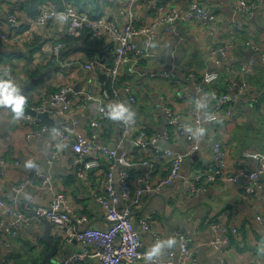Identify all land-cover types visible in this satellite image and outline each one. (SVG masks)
Wrapping results in <instances>:
<instances>
[{
  "label": "crops",
  "instance_id": "0c3cea01",
  "mask_svg": "<svg viewBox=\"0 0 264 264\" xmlns=\"http://www.w3.org/2000/svg\"><path fill=\"white\" fill-rule=\"evenodd\" d=\"M157 1L143 0L140 12L144 19L154 15V6ZM165 1L175 4L180 11H184L190 0ZM199 1L214 14L212 32H208L202 24L193 20L184 21L179 18L175 21V29L170 34L165 35L160 42L154 39L149 41L145 53L128 60L121 71L117 84L121 85L126 81L131 84V93L135 99L130 101L123 89L121 97L131 110L134 122L143 125L147 131L160 135L166 130L169 131L171 138L164 143L174 149L185 148V128L178 132L177 128L168 125L163 105L173 103L182 114L181 123L192 115L196 106L191 99L177 100V94L181 91L180 86L167 78H161L159 72L164 70L174 71L177 77L186 83L189 92L194 91V81L189 78L188 72L192 71L202 76L213 69L222 70L225 77L220 84L223 88H219V74L210 85L214 97L211 100L200 97L201 112H208L214 98L220 94L219 91L226 90L228 83L233 81L240 83L246 80L249 89L258 96L260 93V96L257 102L251 103L248 100L250 90H242L233 99L232 112L228 119L222 122L206 121L200 144L196 152L183 162L180 176L171 184L165 185L157 195L144 192L140 202L132 209L131 217L138 223L139 218L152 212L150 228L142 232L147 252L159 245L158 251L152 254L165 250L166 242H175L176 232L182 230L189 237V243L194 249L199 264H264V227L256 219L257 214L264 213L263 180H260V186H254V182L248 178H240L237 181L215 178L205 181L204 188L194 194L187 196L182 192V177L196 175L208 169L211 145L216 139L221 140L226 148L228 166L231 171H236L244 165L241 153L245 148H250L248 146L259 154L264 152V61H258L256 68L249 74L244 75L239 70V65L255 54L254 44L260 45L264 50V30L258 29L248 21L244 22L242 29L234 26V23L242 20L243 17L234 6L235 0ZM65 3H71L79 11L93 16L105 15L118 24L124 21L119 8L123 6L125 0H0V20H2L0 27L8 28L7 14L14 12L21 21L20 28L28 30L34 39L30 45L22 49L23 51L0 46V71L2 69V73L13 84L20 87L36 70H32L29 64L22 63V58L18 55L26 53L30 57L37 44L48 48L53 41L65 36L64 29L57 24L31 26L29 16L35 15V12L38 13L44 4L57 6ZM258 3L255 17L261 25H264V0H258ZM253 33L258 35V41L250 38ZM34 42L36 45L33 44ZM144 43L141 42V44ZM216 44L228 46V54L225 58H221L219 63H214L210 58V50ZM15 50L20 52H14ZM75 52L86 56L84 58L92 55L111 58L113 47L104 41L93 42L86 33H83L77 39L76 45L69 44L62 50L61 55L63 57ZM78 62L72 61L67 67L68 75L61 77L54 71L40 80L36 84V90L27 93L24 107L41 103L50 106L49 101L51 95L57 90L58 82L67 81L72 86L68 96L72 102L68 121L78 120L80 122L77 125L78 130L86 132L87 126L84 122L94 113L99 84L95 72L83 68ZM152 73L153 76H151ZM75 96L77 97L74 98ZM24 113H26L24 108L22 112L17 113L11 107L0 105V136L4 156L9 161L15 158L19 160L18 165H11L1 176L0 195L9 193L12 196V184L18 182L31 166L38 162L45 171L50 173V183L41 188H30L25 195L26 200L20 203L12 199L13 202L25 208L31 196L33 200L47 202L54 191L62 190L68 196L70 203L89 217V223L101 228L107 227L105 212L94 197V189L99 183L101 174L94 170L92 174L90 173L88 181L81 182L75 175L70 144L66 145L62 158L54 166H47L44 162V150L53 137L52 131L48 127L45 132L36 133L28 140L26 135L29 129L23 122ZM53 115L56 116L50 110L49 116L54 117ZM109 127L112 131L107 133L105 129ZM116 134L117 130L107 120L102 119V128L97 140L109 144L115 140ZM256 162L257 160L254 159L247 164L254 168ZM166 171L167 164L162 161L157 162L152 168L135 163L129 168L131 186L135 189L136 186L144 185L146 180L155 182L159 177L164 176ZM248 186H253L254 192H249ZM6 220V214L0 212V226ZM213 224L218 225L217 231L213 229ZM46 226L47 222L43 221L35 228L21 227L19 233L13 238L7 257L4 256L0 245V264H13L12 252L20 253L24 257L28 247L22 245V240L35 242L37 234L43 238ZM221 227L228 228L227 233L231 242L227 247L218 250L212 247L209 241L215 236L224 235L225 232L221 230ZM233 227L238 229L237 233L232 232ZM49 231L50 236L56 235L53 233L52 225ZM60 245L61 258H56L59 261H62L65 253L67 254L70 249L79 246L75 241L63 242ZM40 247L43 248V245L41 244ZM91 261L85 258L81 264H91ZM134 264L147 263L142 261Z\"/></svg>",
  "mask_w": 264,
  "mask_h": 264
},
{
  "label": "built area",
  "instance_id": "2783aa9c",
  "mask_svg": "<svg viewBox=\"0 0 264 264\" xmlns=\"http://www.w3.org/2000/svg\"><path fill=\"white\" fill-rule=\"evenodd\" d=\"M142 3L143 0H125L123 6L119 8L120 15L124 18L122 24L105 15L93 16L79 11L71 3L57 6L44 4L38 13L29 16L31 26L57 24L64 29L65 37L79 38L86 33L90 40H102L113 46L111 58L102 59L97 55L84 58L86 56L78 52L62 57L61 50L66 46L64 38L53 41L48 47L49 53L42 50V46L33 52L34 61L39 64L38 66L54 64L56 65L54 71L61 77L68 75L67 67L72 61H79L83 68L95 72L99 84L98 99L94 113L84 122L87 126L86 132L78 130L77 125L80 124L78 120L68 121L72 107L68 96L72 86L67 81L58 82L57 90L51 95L50 106L45 103L29 104L36 112L48 111L50 115L52 110L57 116H51L55 119L53 126H49L40 116L31 115L26 111L23 114L24 125L29 129L26 135L28 140L36 133L45 132L48 127L52 131L53 137L44 150V162L47 166H54L62 158L66 145L70 144L75 175L81 182L88 181L90 171L97 170V173L101 174L99 183L94 189V197L104 210L108 225L101 228L89 223V217L78 211L62 190L54 191L47 202L33 200L31 196L25 208L13 202L12 199L19 201V198L23 197V200H26L25 195L30 188H41L50 183V173L45 171L40 163L35 162L25 176L12 184V196L9 193L0 195V212L7 216V220L0 226V245L5 257L9 255L13 238L21 227L35 228L38 223L46 221L52 225L53 233L60 238V244L74 241L79 244L78 247L65 253L63 264H81L85 258L92 260L91 264H134L142 261L147 264H199L194 249L189 243V237L182 230L176 232L175 242H166L165 250L149 256V252L145 250L142 232L149 230L152 212L139 218L136 223L131 217L132 209L140 202L144 192L157 195L165 185L171 184L180 176L183 162L196 152L200 144L204 123L212 120L222 122L228 119L232 112L234 97L242 90L249 89V85L246 80L240 83L235 81L228 83L226 90L214 98L210 105L211 109L208 112H201L200 97L203 96L208 100L214 97L206 85L218 78L219 71L213 69L202 76L192 71L188 72L189 78L194 81L193 92L187 91L186 83L181 81L174 71H160L161 78H167L180 86L181 91L177 94V100L191 99L196 106L192 115L181 123L182 114L174 104L163 105L168 125L177 128L178 132L185 128L186 145L183 149H174L164 143L171 138L169 131L166 130L160 135L149 132L143 125L134 122L131 110L121 97L123 89L130 101L135 99L131 93V84L128 81L121 85L117 84L126 62L144 54L148 42L152 39L160 42L165 35L170 34L175 29V21L179 18L202 24L208 32H212L215 18L210 9L199 0H190L184 11H180L178 6L171 2L158 0L154 6V15L144 19L140 12ZM234 6L244 18L248 19L256 14L259 3L258 0H235ZM6 20L8 28L0 27V44L22 50L30 42L31 33L20 28L21 21L14 12L8 13ZM244 22L246 20H239L234 26L242 29ZM141 42L145 43L141 44ZM254 50L255 54L239 65V70L244 75L251 73L258 61H264V50L260 45L254 44ZM227 54L226 44H216L210 50V58L214 63H219ZM153 75L152 73L151 76ZM5 78L0 72V79ZM259 96L250 90L248 100L255 103ZM121 104L127 111L120 116H112L114 106ZM102 119L107 120L117 130L114 148L108 146V143L97 140L102 128ZM241 156L244 165L236 171H229L226 148L221 140H214L208 169L196 175L182 177L183 194L188 196L198 192L204 188L205 181L213 180L217 176L229 181H237L239 177L249 178L256 182L257 185L254 183V186H260V180L264 181V152L259 154L254 149H244ZM102 159L109 162L108 168L104 171L101 169ZM254 159L259 161V165L251 168L247 162ZM160 161L167 164L165 175L155 182L146 180L144 185L133 189L129 168L135 163L152 168ZM117 162L120 168L119 175L115 178L113 169ZM18 164L17 158L9 161L4 156L0 136V178L11 165ZM247 189L249 192H254L255 188L248 186ZM256 219L264 227V213L257 214ZM221 228L225 232L224 235L215 236L209 241V244L218 250L227 247L231 242L227 233L228 228ZM213 229L217 231L218 225L213 224ZM232 232L237 233L238 229L233 227Z\"/></svg>",
  "mask_w": 264,
  "mask_h": 264
},
{
  "label": "trees",
  "instance_id": "16d2710c",
  "mask_svg": "<svg viewBox=\"0 0 264 264\" xmlns=\"http://www.w3.org/2000/svg\"><path fill=\"white\" fill-rule=\"evenodd\" d=\"M36 13V12H35ZM90 14V13H89ZM242 20H246V18H244V17H242ZM62 38H64L65 40H66V44L67 45H69V44H74V45H76V43H77V39L78 38H69V37H62ZM34 41V39L32 40V42ZM93 42H98V40H92ZM102 41V40H101ZM34 45H36V43L34 42L33 43ZM111 44V43H110ZM27 45H30V44H27ZM112 45V44H111ZM0 46H3V45H1L0 44ZM113 47V46H112ZM40 48V46H39V44H37L36 46H35V48H34V50H33V52H35V50H37V49H39ZM76 48V47H75ZM75 50H77V49H75ZM79 51H80V49H78ZM16 51H18V52H20V51H23V50H15L14 52H16ZM32 52V53H33ZM22 53V52H21ZM19 54V53H18ZM24 53H22V54H20V55H18V56H21L22 57V55H23ZM92 56H94V55H92ZM92 56H90V57H92ZM99 57V56H98ZM102 58V57H101ZM104 58V57H103ZM46 68V66H39L36 70H34L33 71V73L31 74V76L32 75H35V74H37L38 73V71H40L41 69H45ZM220 73V77H219V79H220V82H219V84L223 81V79H224V77H225V75H224V73L222 72V70H220V68L219 69H217ZM214 82V81H213ZM212 83V82H211ZM211 83H209V84H207L206 85V87L209 89V90H211L212 89V87L210 86L211 85ZM215 86H216V83H215ZM219 88H223V86L220 84V86H219ZM225 90V89H224ZM224 90H220L219 91V93H221L222 91H224ZM212 91V90H211ZM105 131L107 132V133H110L111 131H112V129H111V127H109V128H107V129H105ZM247 147V146H246ZM248 147H250V148H245V149H253V148H251V146H248ZM255 149H257V148H255ZM108 166H109V162L108 161H105V160H102V162H101V169H103V171L104 170H106L107 168H108ZM90 173L92 174L93 173V171H90ZM50 238L52 239V241L55 243V245H56V249H55V252H54V257L55 258H57V257H60L61 258V254L59 253V251H60V248H61V245L59 244V242H60V238H57V235H52V236H50ZM23 242H22V245L23 246H26V247H28V249H27V252L25 253V255H24V257L20 254V253H16V252H12L11 253V258L13 259V264H26V262H27V260H29V262H27L28 264H40V261H41V259H42V257L44 256V254L48 251V249H49V245H48V243L47 242H45V240L41 237V235H36L35 236V242H32V241H30V240H22ZM41 244L43 245V248H41L40 246H41ZM40 248V249H39ZM47 264H57V263H52V262H48Z\"/></svg>",
  "mask_w": 264,
  "mask_h": 264
},
{
  "label": "water",
  "instance_id": "95a60500",
  "mask_svg": "<svg viewBox=\"0 0 264 264\" xmlns=\"http://www.w3.org/2000/svg\"><path fill=\"white\" fill-rule=\"evenodd\" d=\"M246 21L252 22L258 29L264 30V25H261L257 21L255 15L250 17V18H248V19H246ZM55 69H56V65L51 64L48 67H46L45 69H41L40 71H38L37 74L30 76V78L24 84H22L20 86L21 93L26 97L27 93L30 92V90H32L40 80H42L45 77H47L50 74H52ZM5 106H8V105H5ZM8 107H11V106H8ZM24 110L26 112H29L32 115L40 116L41 118H43L48 123L49 126H53L55 124V119L50 117L49 113L47 111L36 112L29 105H26L24 107ZM108 146H110L111 148H114L115 147L114 141L109 143ZM119 168H120V164L117 162L115 167H114V169H113L115 178H117L118 175H119ZM21 201H23V198H19V202L20 203H21ZM49 228H50V223L47 222V226H46V230L44 232L43 238L48 243L49 249L44 254V256L42 257V259L40 261V264H47L48 262L57 263V264H63V261H59V260H57L54 257V252H55V249H56V245L52 241V239L50 238Z\"/></svg>",
  "mask_w": 264,
  "mask_h": 264
},
{
  "label": "clouds",
  "instance_id": "9594fccd",
  "mask_svg": "<svg viewBox=\"0 0 264 264\" xmlns=\"http://www.w3.org/2000/svg\"><path fill=\"white\" fill-rule=\"evenodd\" d=\"M54 72V71H53ZM26 102V97L21 93L20 87L13 84L12 81L8 79H0V104H5L11 106L13 111L20 113L23 111L24 105ZM125 111H127L124 105L114 106L111 115L120 116ZM159 245H156L148 253L149 256L153 252L158 251Z\"/></svg>",
  "mask_w": 264,
  "mask_h": 264
},
{
  "label": "rangeland",
  "instance_id": "374dc122",
  "mask_svg": "<svg viewBox=\"0 0 264 264\" xmlns=\"http://www.w3.org/2000/svg\"><path fill=\"white\" fill-rule=\"evenodd\" d=\"M258 32V31H257ZM251 39H253V40H255V41H258V35L257 34H255V33H253V34H251V37H250ZM32 40H33V37H31V39H30V42L28 43V44H31L32 43ZM50 44V43H49ZM51 45V44H50ZM68 45L66 44V46H65V48L67 47ZM26 47V46H25ZM8 48H15V47H8ZM44 49V51L46 52V53H49V49L48 48H42V50ZM64 49V48H63ZM62 49V50H63ZM41 50V49H40ZM62 50H61V53H62ZM39 51V50H38ZM79 51V50H78ZM22 63H27V64H29V66H30V68L33 70V69H35V68H37V67H39L38 65V63H35V61H34V59H35V57H34V54L32 55V56H30L29 57V55L28 54H26V53H24L23 55H22ZM49 65H51V64H48L46 67H48ZM1 73H2V69H1V71H0ZM3 75H4V73H2ZM4 77H6L5 75H4ZM37 86V85H36ZM36 86L32 89V90H30V92L32 91H34V90H36ZM77 96H75L74 98H76ZM188 158V157H187ZM255 160H257V159H255ZM211 162V158H210V161H209V163ZM259 165V161H257L256 162V165H255V167L254 168H256L257 166ZM229 171H231L230 170V168H229ZM233 172V171H232ZM216 178H221V177H219V176H217ZM240 179V177L238 178V180ZM249 179V178H248ZM251 180V179H250ZM253 181V180H252ZM254 182V181H253ZM255 184H256V182H254ZM257 185V184H256ZM27 262H29V260H27Z\"/></svg>",
  "mask_w": 264,
  "mask_h": 264
}]
</instances>
